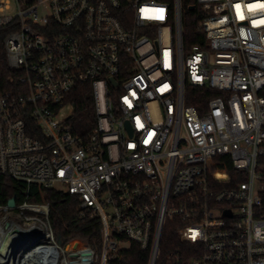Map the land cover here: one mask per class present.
Here are the masks:
<instances>
[{"label": "built area", "instance_id": "1", "mask_svg": "<svg viewBox=\"0 0 264 264\" xmlns=\"http://www.w3.org/2000/svg\"><path fill=\"white\" fill-rule=\"evenodd\" d=\"M7 27L21 84L0 94V173L65 185L102 236L60 243L49 204L0 207L31 215L0 264H113L131 244L158 264L169 225L166 264H264V0H0ZM78 87L96 111L85 139L58 120Z\"/></svg>", "mask_w": 264, "mask_h": 264}, {"label": "trees", "instance_id": "2", "mask_svg": "<svg viewBox=\"0 0 264 264\" xmlns=\"http://www.w3.org/2000/svg\"><path fill=\"white\" fill-rule=\"evenodd\" d=\"M194 10L186 7V17L193 18ZM196 22L185 19L184 43L185 48L198 44L196 40ZM12 28L0 29V94L16 92L20 90L21 73L12 69L7 58L5 39ZM196 91L189 88L187 92V104L195 106L202 112L203 99H194ZM208 95V96H207ZM216 94L206 92L204 99ZM73 103V115L69 125L75 134L83 139L96 125V111L93 98L88 87H78L71 94ZM17 196V206L27 202L32 205H50V221L54 232L63 242L80 240L84 244L99 247L102 236V221L98 214L91 209L81 207L79 195H73L57 188H48L38 184L28 185L24 181L3 175L0 173V207L7 206L10 199ZM264 207V192L261 194ZM177 231L172 225L167 226L164 233L162 252L158 264H166L165 254L171 249L170 242L177 239ZM118 257L113 264H148L149 255L137 245L131 244L129 248L117 253Z\"/></svg>", "mask_w": 264, "mask_h": 264}, {"label": "rangeland", "instance_id": "3", "mask_svg": "<svg viewBox=\"0 0 264 264\" xmlns=\"http://www.w3.org/2000/svg\"><path fill=\"white\" fill-rule=\"evenodd\" d=\"M11 12L14 13L15 10H12ZM72 115H73V107L72 106H66L60 112L58 120H64L66 118L71 117ZM211 169L215 175H223V174L229 172V169L227 167H224V166H213ZM56 188L58 190H63V191L66 190L65 185H57ZM30 216H31L30 214H23V216H22V214L20 215L19 213H16V212H10L8 214L0 213V221L5 226L13 223L14 225H20L22 227H25V226H28V224L30 223L27 219ZM0 226H3V225L0 224Z\"/></svg>", "mask_w": 264, "mask_h": 264}, {"label": "water", "instance_id": "4", "mask_svg": "<svg viewBox=\"0 0 264 264\" xmlns=\"http://www.w3.org/2000/svg\"><path fill=\"white\" fill-rule=\"evenodd\" d=\"M7 207L9 209H15L17 207V196H14L12 199L9 200L8 204H7ZM13 233H19L18 230H12L11 233L9 234H13ZM14 239L13 237H10V236H6L2 242V245L0 247V255L2 257H5L8 253V250L10 248V246L12 245ZM59 242L61 243L62 240L59 238Z\"/></svg>", "mask_w": 264, "mask_h": 264}, {"label": "bare ground", "instance_id": "5", "mask_svg": "<svg viewBox=\"0 0 264 264\" xmlns=\"http://www.w3.org/2000/svg\"><path fill=\"white\" fill-rule=\"evenodd\" d=\"M12 230H13V227L11 225L10 226L8 225L7 228H4L3 226H0V246H1L2 240L6 236H10V237L13 236V234H9V233L12 232ZM11 253H12V249H10V251H8L9 256L11 255Z\"/></svg>", "mask_w": 264, "mask_h": 264}, {"label": "snow or ice", "instance_id": "6", "mask_svg": "<svg viewBox=\"0 0 264 264\" xmlns=\"http://www.w3.org/2000/svg\"><path fill=\"white\" fill-rule=\"evenodd\" d=\"M250 7H252V6H250ZM237 8H239V5H237Z\"/></svg>", "mask_w": 264, "mask_h": 264}]
</instances>
